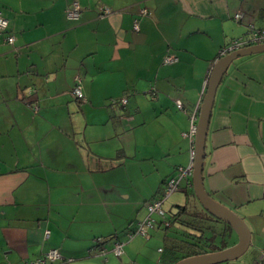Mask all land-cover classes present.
Segmentation results:
<instances>
[{
	"label": "crops",
	"instance_id": "crops-1",
	"mask_svg": "<svg viewBox=\"0 0 264 264\" xmlns=\"http://www.w3.org/2000/svg\"><path fill=\"white\" fill-rule=\"evenodd\" d=\"M0 13L14 36L0 33V264L50 248L55 264H169L159 241L170 247L176 231L157 221L147 236L125 234L189 162V115L198 119L220 49L247 23L264 31V0H0ZM75 76L85 101L71 93ZM121 96L125 107L110 104ZM131 176L153 179L147 195L132 196ZM202 181L251 234L218 264H254L264 255V50L233 58L215 88Z\"/></svg>",
	"mask_w": 264,
	"mask_h": 264
},
{
	"label": "built area",
	"instance_id": "built-area-1",
	"mask_svg": "<svg viewBox=\"0 0 264 264\" xmlns=\"http://www.w3.org/2000/svg\"><path fill=\"white\" fill-rule=\"evenodd\" d=\"M146 11L147 10L144 8L141 10V12L144 14L146 13ZM109 12H110L109 8H102V13H109ZM66 14L68 18H76L78 16L79 5L76 1L72 2L71 6L67 8ZM242 17H243L242 12H235L233 14V19L236 21L241 20ZM133 27L134 29H138L137 20H134ZM2 32L8 33V20L0 13V33ZM6 40L8 43L12 44L14 40V36L11 33H8ZM259 42H264V31L256 28L252 23H247L245 35L231 39L224 47L220 49V55H223L225 53H228L240 47L251 45V44H256ZM174 60H176V57L172 55H166L164 57V62L166 63L174 61ZM80 79H81L80 76H75L74 78L75 82L71 88V93L77 100L85 101L86 96L81 89ZM126 103H127L126 96H121L119 98H112L110 100V104L112 106L119 105L121 107H125ZM175 104L178 109L184 110V106L179 99L176 100ZM189 121H190L189 129L185 132H182V136L188 138L189 143H190L189 162L184 166H177L175 168L174 173L166 179L163 185V188L158 193V195L146 203V210H147L146 216L138 220L135 226L126 232L125 235L127 239H131L133 236H136V235L147 236L149 228L153 227L157 221L155 220V218L152 217L153 213L158 214L159 218L162 219L161 223L167 224V221L164 216L165 212L162 208V202L173 191L179 188L180 182L182 180L185 181L186 186L189 187L190 185H192L191 173H192L193 158L195 155L194 140H195V133L197 129V126H196L197 114L195 110L190 113ZM49 232H50L49 229H45V236H47ZM101 241H102L101 237L96 238V242L99 243ZM124 243H125V240L117 239V238L114 239L112 241L110 251H112L117 257L121 256L123 253ZM100 252L105 254L106 249L101 248ZM61 258L62 256L57 248H50L46 252H44L42 255L34 259L27 260L25 264H55ZM7 264H11V263H7ZM254 264H264V255L259 256L255 260Z\"/></svg>",
	"mask_w": 264,
	"mask_h": 264
},
{
	"label": "water",
	"instance_id": "water-1",
	"mask_svg": "<svg viewBox=\"0 0 264 264\" xmlns=\"http://www.w3.org/2000/svg\"><path fill=\"white\" fill-rule=\"evenodd\" d=\"M264 50V42L243 46L220 56L214 63L208 77L206 90L202 98L196 122V133L194 140L195 155L192 164V187L194 194L201 206L215 218L227 223L237 234L238 240L232 245L225 246L215 251H208L193 254L176 260L172 264H217L241 255L250 243V229L244 220L230 208L215 200L204 189L202 181V165L204 157V143L211 105L215 88L226 70L229 62L239 55L258 52Z\"/></svg>",
	"mask_w": 264,
	"mask_h": 264
},
{
	"label": "rangeland",
	"instance_id": "rangeland-1",
	"mask_svg": "<svg viewBox=\"0 0 264 264\" xmlns=\"http://www.w3.org/2000/svg\"><path fill=\"white\" fill-rule=\"evenodd\" d=\"M132 177V176H131ZM133 178V177H132ZM124 179V183L125 186H129V187H134V190L132 191V196L134 195L135 197H143L144 195H147V181L149 183L153 182V179L151 177H142V178H136V176H134L132 182L131 180L128 181L126 180V178ZM136 187V188H135ZM142 200V198H141ZM130 203H127V205H129ZM134 205H129L128 208H131ZM201 204L199 203V201L197 200L194 191H193V187H188L185 184V181L182 180L180 182L179 188L175 191H173L167 198H165V200L162 202V208L164 210V216L165 219H170L172 224L170 226H168V230H170L171 232L174 230H176L177 228H183L184 230L187 231H193V229L185 224H180L179 220H187L192 222L193 224L197 225H202L204 226L205 224L211 225L213 228L217 229L219 228L221 225L219 222H214V221H207L203 216H205L206 218H210V216H207V214L204 212V210L202 209V207L200 206ZM139 206V205H138ZM137 207V206H136ZM127 208V207H126ZM179 211V212H177ZM147 214V210L145 211V214L141 217L144 218ZM194 214H197V216H194ZM142 215V214H141ZM174 215H176V218H178L177 220L174 219L173 217H175ZM152 217L155 218V220L159 219L158 214L153 213ZM166 228V229H167ZM209 230L206 229V232H208ZM207 234V233H206ZM160 238V237H159ZM169 237L166 238H160V245L164 248H166L169 246ZM232 238L227 237L226 238V242L228 244L232 243ZM110 253L114 256H116L112 251H110ZM107 254V253H106ZM117 257V256H116ZM218 264V263H217Z\"/></svg>",
	"mask_w": 264,
	"mask_h": 264
},
{
	"label": "trees",
	"instance_id": "trees-1",
	"mask_svg": "<svg viewBox=\"0 0 264 264\" xmlns=\"http://www.w3.org/2000/svg\"><path fill=\"white\" fill-rule=\"evenodd\" d=\"M219 55L220 54H218V56ZM189 187L192 188V185H190ZM202 209L207 214V216H210V218H206L205 216H203L207 221L209 220V221L219 222L221 226L217 229L213 228L211 225L207 226L206 224L204 226L202 225L196 226L190 221L179 220L178 218H176V215H174L175 216L173 217L174 219L176 220L178 219L180 224L183 223L185 225L190 226L193 229V231L191 230L187 231L180 227L175 230L176 233L179 234V237H175L174 238L175 243L170 245V247H167V250L169 249L168 252L170 253L169 255L170 258L168 261L169 264H172L176 260L189 255L199 254L208 251H215L229 245L226 242V238L230 236L232 228L227 223L209 214L203 207ZM194 216H197V214H194ZM157 221L161 223L162 219L159 218ZM166 221L167 224L161 223L163 227H168L172 224L170 219ZM206 229H208L209 231L206 232Z\"/></svg>",
	"mask_w": 264,
	"mask_h": 264
}]
</instances>
